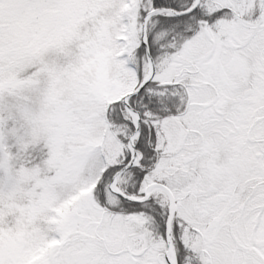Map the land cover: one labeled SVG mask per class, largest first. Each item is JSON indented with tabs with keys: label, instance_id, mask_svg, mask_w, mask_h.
<instances>
[{
	"label": "snow or ice",
	"instance_id": "obj_1",
	"mask_svg": "<svg viewBox=\"0 0 264 264\" xmlns=\"http://www.w3.org/2000/svg\"><path fill=\"white\" fill-rule=\"evenodd\" d=\"M0 264H264V0H0Z\"/></svg>",
	"mask_w": 264,
	"mask_h": 264
}]
</instances>
